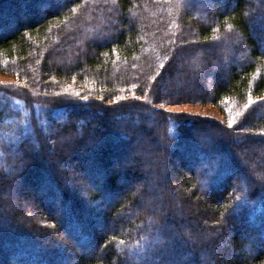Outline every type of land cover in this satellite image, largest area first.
Here are the masks:
<instances>
[{
  "label": "trees",
  "instance_id": "16d2710c",
  "mask_svg": "<svg viewBox=\"0 0 264 264\" xmlns=\"http://www.w3.org/2000/svg\"><path fill=\"white\" fill-rule=\"evenodd\" d=\"M215 1L0 0V72L13 78L0 81V263L15 250L42 264L70 251L73 264H134L133 258L139 264H264V243L251 242L259 231L264 241V169L254 150L264 146V49L250 25L255 18L264 38V0ZM231 56L240 60L225 64ZM216 69L224 82L214 78ZM164 77L194 85L199 94L161 93ZM183 105L215 110L170 109ZM146 114L155 123L143 122ZM207 127L215 133L199 142L195 130ZM140 135L161 151L145 172L165 190L170 163L175 182L190 193L184 208L199 218L197 225L209 222L207 239L188 238V220L164 210L171 200L166 193L164 199L156 188L121 185L123 172L142 177L130 166L112 167L126 144L144 150L142 142L132 143ZM90 141L98 143L84 147ZM167 154L183 166L193 163L179 171ZM80 156L96 159L85 166ZM45 167L55 182L49 190L58 191L64 207L44 201L53 199L50 191L36 194L30 206L37 218L22 226L19 206L14 214L5 211L13 194L27 198L21 188L47 179ZM75 169L83 182L75 181ZM192 199L208 206L191 213ZM64 226L69 239L81 247L94 243V250L62 244Z\"/></svg>",
  "mask_w": 264,
  "mask_h": 264
},
{
  "label": "rangeland",
  "instance_id": "374dc122",
  "mask_svg": "<svg viewBox=\"0 0 264 264\" xmlns=\"http://www.w3.org/2000/svg\"><path fill=\"white\" fill-rule=\"evenodd\" d=\"M222 0H216L215 3L216 4H222ZM212 4V3H211ZM258 7V5H257ZM36 8V7H35ZM252 11V10H251ZM251 13V12H250ZM248 17L251 19L252 16L249 14ZM250 25L251 27L253 28V32H254V35L259 38V42H260V46L262 49H264V38L261 36V25L258 24V22L256 21L255 18H252V20L250 21ZM264 36V35H263ZM238 60H240L237 56H231L229 58H227L225 60V64L227 63H236L238 62ZM220 71L219 69H216L215 70V74H214V78L215 79H218L220 80L221 82H224L225 81V78H226V75H222L220 76L219 74V77L216 76V73ZM195 76L198 77H201L202 75H200V73H197V75L195 74ZM13 78L7 74H3L0 72V81H9V80H12ZM179 84H176L175 80L173 78H167V77H164L163 80H162V83H161V88H160V91L161 93H167L169 92V90H174V91H177L178 88H183L185 89V91H188L190 94L192 93H195V94H199V90L198 88H196V86L192 85H186V84H182V85H179ZM183 101H187V100H183ZM170 109H185V110H189V111H194L193 113L195 112H200L202 114H209L211 112H213L215 109L211 108V107H208V106H199V105H193V106H190V105H183V106H176V107H173L171 106ZM112 117V116H111ZM125 119H129V116H124ZM131 119H133V122L135 123V118H132L130 117ZM151 118V116H148L147 114L145 115L144 118H142V121L145 122L148 126L151 125L152 123H155V121H153ZM97 125V124H95ZM97 129L100 130V131H104V128H102L101 126L97 125ZM215 130L211 127H207L205 130H202V131H199V130H195V133L197 134V137L196 139H198L199 142H202V141H205L209 139L210 141V137L208 138V134L207 133H215L214 132ZM219 132V131H218ZM216 132V133H218ZM220 135L221 134V131L219 133ZM206 135V136H204ZM112 140V138H110ZM69 140L68 139H65V141ZM138 140V141H137ZM142 140V141H141ZM115 141V140H113ZM137 143V142H142L141 145H143L142 147L144 148V150L142 148H129V144H126L125 146V154H121L119 155V157L114 160L113 162V168H116V170L118 169V171L120 169H123V168H126V167H129L130 169H134V170H137V171H141L142 172V177L141 178H138L137 179V176H132V175H125L124 172H123V175L124 177L123 178H120V181H121V185H123L122 183H125V180L126 182H129V184L131 186H134L137 190L141 191V190H151L152 188H156V192H157V197L161 198V197H164V199H166L165 197V193L167 196H169V204H167L166 206L164 205V210H171L174 212V214L176 215V217H181L183 218V222L188 220L187 223H184V228H185V231L187 232V236L190 240H193L194 237H202V238H205L207 239V237H210V234L209 233H206L208 232V223L209 222H205L203 219H200V225H197L198 221H199V218H192L193 216H190V213L188 210H186L184 208V203L182 202V198L183 196H188L190 199V193L186 190V189H183L182 185H179L175 182L174 180V175L172 173V170H171V165L170 163L167 164V174L170 176L169 179H167L165 182H166V186L167 188L165 190H163V188L160 187V189L158 187H156V182L155 180H157V177H154L153 175H150V173L148 174L147 172H145L149 165H151L152 163L154 162H158V160L160 158H158V156L160 155L161 156V151L160 150H157V152H159L160 154L158 155V153L156 151H153L154 150V147H153V142L145 139V137L143 135H140L137 139H135L132 143ZM98 142H95V141H90L88 142L84 147H93L94 144L97 145ZM116 144V143H115ZM95 145V147H97ZM148 149V151H147ZM254 150L258 153H260V158H258V161H259V164H261V167H263L264 169V146H257V147H254ZM79 151H82L79 150ZM236 150H234L235 152ZM99 153V152H97ZM48 154V153H47ZM52 152L50 151L49 152V155H47L49 157V160L52 161L53 160V156H52ZM153 154V155H152ZM236 154L237 156H240L237 151H236ZM159 156V157H160ZM99 157V156H98ZM151 157V158H150ZM227 157L231 158V154L227 155ZM83 158V159H82ZM135 158H138L139 160V164H135ZM156 158V159H155ZM158 158V159H157ZM167 158L170 159V161L172 160L174 163V167L181 171V170H186V168L189 166L192 165L193 162H187L186 166H183L182 163H181V160L175 158L174 156L170 157L169 154H167ZM83 160V162L85 163V166L88 164H90V162L94 159H96L94 156L91 158V157H85V156H80L79 160ZM142 159V160H141ZM199 159V158H198ZM228 159V158H227ZM47 161L48 163L50 161ZM78 160V159H77ZM261 160V162H260ZM74 163V159H72L70 162L67 161V163H65V166H63V168H66V167H69V169L71 168V164ZM166 164V161H163V165L162 166H165ZM197 163V162H196ZM247 168L250 169L249 167V164L246 163L245 164ZM203 166V165H202ZM201 165L199 166V164H196L194 166V170L195 172H198L199 169H200ZM42 170L44 171L45 170V173L48 174L46 176L47 179H44L42 180L40 183H39V186L37 185H26L24 186V188H21L20 190L23 189L27 191V198H23L21 197L20 194H13L11 196V204L12 206H9L8 209L5 211V212H9V214H14L15 212V209H16V206H19L21 211H22V214H20L21 216V220L19 219V223L20 225L24 226L26 223V221H33V220H36L37 218V213H35V211L33 210V208L30 206V203H31V198L33 196H36V194H42V195H47V193L49 194V191L51 193H53V190H49V187L52 189L53 186L55 185L54 183V179L51 178V172L49 169H47L46 167L45 168H42ZM248 170V169H246ZM121 171V170H120ZM119 171V172H120ZM70 172H72L77 178L75 179L76 182H83L84 179H86L83 174H81L79 171H77L76 169L75 170H70ZM144 175V176H143ZM163 175H161L162 177ZM236 179L239 181H243L244 180V177L243 175H237L236 176ZM74 182V181H73ZM42 183V184H41ZM86 185V181L84 183ZM66 185H70L68 183V181L64 184L63 187H67ZM42 186V187H41ZM44 188V189H43ZM58 191L55 190V193H53L54 197L53 199H48L46 198V200H44L46 203L47 202H50L49 204L50 205H56V206H59L60 208L61 207H64L63 205V201L61 200V196L59 193H57ZM5 196V193L3 192H0V198H3ZM78 197L79 198H86L85 196V193H84V190L80 188V190L78 191ZM190 205H193V208H191V213L192 212H197L198 210L200 211L201 209H204L208 206V202L205 200H200L198 201L197 199H192L191 201V204ZM198 208V210H197ZM197 210V211H196ZM186 216H189L186 218ZM118 218H113V220L111 221L110 224H113L115 221H117ZM106 225H103V222H99L97 224V228L100 229L101 231H104L106 229L105 227ZM68 227V226H67ZM66 226H64L63 228H59L58 229V234L59 236H62L63 239L61 241L62 244H65V245H71L70 247H72L73 249H76L77 251H82V252H92L94 250V243H92L90 246H80L77 242L69 239V236H70V231L69 229L67 228ZM33 229H35L33 227ZM216 233L218 232H213L212 233V236H216ZM231 232L229 233H224L222 235V237L224 236L225 240L221 241L220 242V247L222 246H225L227 245V241H228V236L230 235ZM262 233L259 231L258 233H253V236H252V239H251V242L254 246H258L260 243H264L263 240H261L262 238ZM175 237V235H173ZM172 237V238H174ZM218 237H221V234L218 233ZM52 245H56L55 243H51ZM57 247V245L55 246V248ZM180 248L179 252H180V255L181 257L182 256H185L187 257L188 256V253L185 251V249H183L182 246L178 247ZM186 252V253H185ZM212 253L211 254H214L215 249L211 251ZM59 254H62V252H59ZM231 254V253H230ZM210 256V252L206 253L204 256H203V259L205 260V258H209ZM231 255H229L230 257ZM33 258V257H32ZM135 261L133 262L134 264H139L137 258H133ZM132 260V259H130ZM2 263L0 264H42V263H30L31 261H28L27 258L24 259V257H21L20 255L17 254V252H15V250H11V251H8V253H6V256L4 259H2ZM48 263H52V264H67V263H70V264H73L74 263V258L72 256V251L69 252V254L67 256H62V255H59L58 256V259L55 258V257H50V259L48 260ZM128 264V262H127ZM169 264H184L180 261V263L178 262H171Z\"/></svg>",
  "mask_w": 264,
  "mask_h": 264
}]
</instances>
